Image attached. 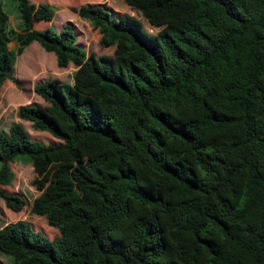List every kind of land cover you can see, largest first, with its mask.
<instances>
[{
  "label": "trees",
  "instance_id": "16d2710c",
  "mask_svg": "<svg viewBox=\"0 0 264 264\" xmlns=\"http://www.w3.org/2000/svg\"><path fill=\"white\" fill-rule=\"evenodd\" d=\"M2 1L0 95L36 43L78 71L75 85H36L46 105L18 110L57 143L22 124L0 132V201L26 208L7 189L27 158L40 194L31 212L60 233L5 225L0 254L11 264H264V0H154L149 19L171 26L160 37L81 6L105 48L124 45L115 56L88 55L71 26L38 29L57 15L52 3L14 0L12 29ZM185 5L194 16L180 26Z\"/></svg>",
  "mask_w": 264,
  "mask_h": 264
},
{
  "label": "rangeland",
  "instance_id": "374dc122",
  "mask_svg": "<svg viewBox=\"0 0 264 264\" xmlns=\"http://www.w3.org/2000/svg\"><path fill=\"white\" fill-rule=\"evenodd\" d=\"M2 1V0H0ZM35 3H52L59 9L51 23H36L38 29L52 27L53 30L61 32L66 26H71L77 36V44L83 48L88 55L115 56L124 49L121 44L115 48H105L101 44L99 34L94 31L91 25L80 18L79 9L85 4H100L107 8L115 17L130 15L137 18L144 28L154 37H160L171 30L167 23L157 21L152 22L148 13L149 3L154 4V0H83L75 4H70L74 0H32ZM4 8L11 15L10 26L18 30L20 24L19 13L14 0H3ZM194 16L191 6L182 7L177 17L176 23L185 26ZM18 44L12 42L11 49H17ZM78 69L71 65L67 69H60L57 66L54 54L45 52L37 43L27 48L22 55L18 56L16 65V84H7L0 95V132L8 133L14 124H22L34 141L45 144L57 143L58 141L47 133H37L31 129V124L21 121L18 118V110L25 105H46L44 100L36 95L35 86L48 80H59L62 83L75 85V77ZM15 173V182L12 188H8L9 193L21 195L26 201V208L20 214H15L0 201V230L8 224L18 221H28L32 223L34 230L42 232L49 239H54L60 233L57 229L48 226L45 218H40L32 214L31 209L34 200L40 195L33 187L32 181L36 174L32 163L25 157H20L12 164ZM0 261L3 264H11L9 258L0 254Z\"/></svg>",
  "mask_w": 264,
  "mask_h": 264
}]
</instances>
